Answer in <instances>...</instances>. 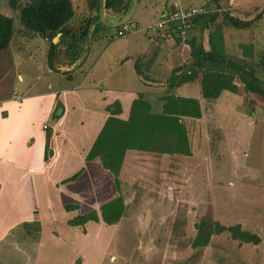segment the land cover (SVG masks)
<instances>
[{
    "label": "rangeland",
    "instance_id": "obj_1",
    "mask_svg": "<svg viewBox=\"0 0 264 264\" xmlns=\"http://www.w3.org/2000/svg\"><path fill=\"white\" fill-rule=\"evenodd\" d=\"M24 1L0 0V13L12 20L10 40L0 51V93L3 94L12 90L22 94L26 88L44 89L52 82L40 72L44 51L41 36L28 39L17 35L21 23L16 5ZM69 1L74 11L84 2ZM156 1L139 0V4H133L131 20L139 21V26L156 22L160 18L155 12ZM167 1L172 2V7L218 5L220 14L214 24L201 32L202 41L208 46L210 32V37L226 55L247 63L264 82V0H246L254 6L235 11L246 20L256 15L246 28L233 27L223 20L222 12L232 11L226 8L228 0ZM129 24L119 27L122 34H117L116 24L104 26V31L90 40L84 60L78 65V72L86 76V81L92 78L91 82L97 84L103 81L126 87L132 86V82L139 85L131 58L147 48L148 38L155 31L147 28L133 31ZM199 33L198 28L191 26L182 36L188 38ZM188 49L184 42L176 58L183 61ZM235 82V92L222 90L215 98L202 97L196 80L172 88L176 94L196 97L201 107L200 117H182L191 154L177 153L161 165L158 159L128 158L122 176L118 175L124 214L112 225L99 221L107 227L101 226L96 233L95 221L88 224L87 235L73 232L77 226L68 225L64 217H71L75 212H66L61 206L53 208L54 214L44 210L50 219L43 221L41 234L38 233L35 221H23L32 216L31 206L35 204L31 205L30 194L22 191L26 172L21 175L19 170L16 175L3 177L0 264H264V98L245 92L237 78ZM60 83L67 81L61 77ZM55 84L52 82V86ZM143 98L151 102V94L146 92ZM153 110L159 112L155 105ZM3 132L4 128L0 130V138ZM4 163L8 166L9 162ZM93 171L90 164L79 176L77 187L81 191L82 209L91 208L95 202L96 196L90 192L91 180L96 177ZM104 183L100 179L97 186ZM111 188L114 194L115 189ZM59 197L62 194H56L53 200ZM201 219L224 225L239 223L260 240L258 243L240 241L223 230L213 233L207 244L191 247L193 222ZM52 226L55 229L51 231H58L60 237L50 232ZM75 249L84 252V256Z\"/></svg>",
    "mask_w": 264,
    "mask_h": 264
},
{
    "label": "crops",
    "instance_id": "obj_2",
    "mask_svg": "<svg viewBox=\"0 0 264 264\" xmlns=\"http://www.w3.org/2000/svg\"><path fill=\"white\" fill-rule=\"evenodd\" d=\"M104 2L105 0H99V7L88 8L84 0L78 11L72 9L71 18L66 25L68 28L72 29L80 26L88 18H93L88 27L85 37L86 41H83L79 54L73 62L66 63L63 56H58L57 59L52 57L51 64H48L46 61L48 43L45 38L41 37L44 43V51L42 54L43 64L40 72L43 75H48L52 82H56V86H52L51 82L49 86L44 89L26 88V92L22 94H18L14 90L9 94L0 93V130L4 128L5 131L0 138V147H3L0 149V194L2 191L1 180L3 177H9L13 174L16 175V172L19 170L21 175L22 172H26L22 191L23 193H29L31 205L33 203L35 204L31 206L33 212L32 216L23 221L37 220L39 222L38 233L40 234L44 224L43 221L46 218L50 219V214H54V211H52L53 208L59 209L63 203L70 202L77 204L78 208L66 212L74 211V214H76L83 213L90 209H82L80 205L81 191L78 190L77 187L80 180L79 176L82 172L85 173L88 170L90 164L91 169L94 170L96 174L95 179L93 180L92 178L90 186V192L93 193L92 196H96L94 197L95 202H93L91 208L98 207L99 203L117 194L110 171L100 164L98 157L86 160L84 159V154L89 148L97 131L100 129L104 119L110 114V109L113 108L111 105L113 101H117L120 108V111L115 115L121 118H126L128 116L129 104L140 92L143 93V96H145L146 92L151 94V105H155L160 109V100H158V97L164 91L165 85L158 82L157 78L146 79L144 80L145 82L142 81L139 74L135 71L134 62L140 59L141 67L139 68L148 76L151 77L155 75L160 77V79L167 77L171 67L181 62V59L176 58V56L177 51L185 42L184 38L177 39L174 35L169 34L168 30L158 29L149 36V41L146 44L148 46L143 50L144 52L137 53L131 58L132 68L139 85L132 82V86L126 87L107 84L102 80V83L97 84L91 82L92 78L86 81V76L82 72H78V65L80 61L84 60L87 44L90 40L98 36V32L104 31V29H102L104 26L111 27L116 24V30L118 31L120 26L129 22L130 24L128 27L135 31L146 29L150 24L149 22L139 26V21L131 20L135 9V6L132 8V5L139 4V0H121V3L114 7H105ZM167 3V0L156 1L154 7L156 8L155 12L157 15H160L159 17L165 15L166 12L172 8V2ZM252 5L251 3L248 4L246 0H228L226 8L232 10L230 11L231 14L241 18L235 11L253 7L254 5ZM17 35L20 36L19 34ZM33 37H35V35L28 39ZM58 41L59 37H57L54 45ZM187 56H185V59ZM66 72H70L69 77L66 75ZM163 73H165V75H163ZM61 77H64L67 83L61 84ZM18 78H21L20 74H18ZM57 82L61 85H58ZM57 103H59L60 106L56 107L55 105ZM107 106H109V109ZM54 109L56 113L60 114L56 119L51 117L52 110ZM45 126L51 128L49 137L51 154L46 160L43 159ZM12 136H14L13 139H11ZM174 155H177V153L168 154L126 149L119 167L118 175L122 176L123 168L126 165L125 161L130 157H133V159L137 161H144L150 158L154 160L158 159L161 165L163 160L172 158ZM4 162H9L8 166H5L6 164ZM80 167H82V170L74 180L60 182L61 179L71 175ZM100 179L105 180V183L102 184L103 186H97V181H100ZM111 186L115 189L114 194ZM100 192L101 194L98 195ZM59 193L62 194L63 197H59L58 200L54 201V196ZM10 201L8 200L7 203H10ZM61 207L63 209V206ZM78 209H81V211L78 212ZM44 210H50V214ZM64 218L66 222V219L70 217L67 218L65 215ZM19 221L21 220H16L14 222ZM90 221L93 220H88L84 223V232L80 225H75L77 229H74L73 232L76 230L83 235H87L89 233L88 224L92 223ZM99 221H97V224L93 227L95 233L102 229L101 226L107 227V225L98 223ZM98 224L101 225L98 227ZM112 224L113 223L108 225ZM87 226L88 230L86 229ZM53 229H55L54 226L50 228V232L54 236L60 237V233L57 230V235L51 231ZM73 232L71 236H73ZM75 250L81 256H84L85 253L80 249ZM87 260L90 261L89 259Z\"/></svg>",
    "mask_w": 264,
    "mask_h": 264
},
{
    "label": "trees",
    "instance_id": "obj_3",
    "mask_svg": "<svg viewBox=\"0 0 264 264\" xmlns=\"http://www.w3.org/2000/svg\"><path fill=\"white\" fill-rule=\"evenodd\" d=\"M87 7H99V0H85ZM216 1V0H215ZM121 0H105V7L119 5ZM17 4V3H16ZM206 7V6H205ZM211 7V6H210ZM206 7V12L198 13L188 19L185 31L189 27L198 28L200 35H191L184 38L189 46L188 56L185 60L171 67L167 77L148 76L141 68V60L134 62L135 71L142 81L146 79H158L165 85L164 91L159 95V112H154L153 106L143 98V93H138L129 104V114L126 118L117 115L120 111L117 101H113L110 114L104 119L89 148L84 154V159L89 160L98 157L100 164L110 171L117 194L99 203L98 207L90 208L83 213H76L66 219L70 226L80 225L83 232L84 223L88 220H102L107 224L115 223L123 215L125 203L120 193L118 171L126 149H136L158 153L191 154L187 126L182 117L198 118L202 111L198 99L189 95H180L172 92V88L184 82L196 80L199 83L200 95L207 98H215L222 90L235 92L237 78L242 89L264 98V82L247 63L226 55L218 43L207 34L208 46L201 39V32L214 24L220 14L216 4L213 8ZM18 19L21 23L17 34L24 38L40 35L45 38L50 49V56L46 55V61L50 64L52 57L57 59L63 56L66 63H71L78 56L82 43L87 35L89 24L93 18H88L80 26L66 27L72 14L69 0H25L16 5ZM222 12V11H221ZM95 18V16H94ZM223 20L236 28H246L254 20H244L230 13L222 12ZM216 25V24H215ZM175 38H182L178 28L169 30ZM168 31V32H169ZM167 32V33H168ZM12 33L11 17L0 13V51L7 47ZM57 36L59 41L54 45L51 38ZM261 58V57H260ZM262 59V58H261ZM263 60V59H262ZM69 77L70 72H66ZM145 82V81H144ZM60 106L59 103L55 105ZM109 109V106H107ZM60 114L52 110L51 117L56 119ZM51 128L45 126V141L43 159L51 154L49 137ZM82 167L60 182L74 180L81 172ZM65 211L78 208L77 204L63 203ZM36 229L39 223L35 220ZM195 229L190 239V246L196 247L207 244L213 233L223 230L229 232L231 237L240 241H252L258 243L260 238L254 233L241 228L239 223L224 225L218 221L197 220L193 222ZM78 262V259H76ZM80 264V263H77ZM88 264V263H86Z\"/></svg>",
    "mask_w": 264,
    "mask_h": 264
},
{
    "label": "built area",
    "instance_id": "obj_4",
    "mask_svg": "<svg viewBox=\"0 0 264 264\" xmlns=\"http://www.w3.org/2000/svg\"><path fill=\"white\" fill-rule=\"evenodd\" d=\"M208 9L204 5H178L172 7L165 15L160 17L156 22L149 24L146 28L152 31L170 30L178 28L180 33L185 31L184 27L187 21L195 14L206 12ZM117 33H122L118 30Z\"/></svg>",
    "mask_w": 264,
    "mask_h": 264
},
{
    "label": "water",
    "instance_id": "obj_5",
    "mask_svg": "<svg viewBox=\"0 0 264 264\" xmlns=\"http://www.w3.org/2000/svg\"><path fill=\"white\" fill-rule=\"evenodd\" d=\"M54 40H57V36H54V37L51 38V41H52V42H53ZM50 53H51V52H50V49L47 48L46 55L51 57V54H50ZM47 63H48V62H47ZM48 64H50V62H49Z\"/></svg>",
    "mask_w": 264,
    "mask_h": 264
},
{
    "label": "bare ground",
    "instance_id": "obj_6",
    "mask_svg": "<svg viewBox=\"0 0 264 264\" xmlns=\"http://www.w3.org/2000/svg\"><path fill=\"white\" fill-rule=\"evenodd\" d=\"M55 42H56V40L53 41V43H55Z\"/></svg>",
    "mask_w": 264,
    "mask_h": 264
}]
</instances>
